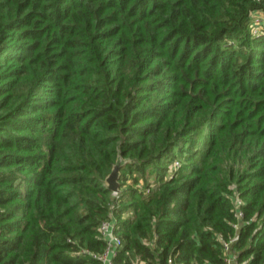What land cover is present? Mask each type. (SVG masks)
Here are the masks:
<instances>
[{
	"label": "trees",
	"instance_id": "obj_1",
	"mask_svg": "<svg viewBox=\"0 0 264 264\" xmlns=\"http://www.w3.org/2000/svg\"><path fill=\"white\" fill-rule=\"evenodd\" d=\"M257 11L264 0H0V264H102L110 218L114 264H225L231 239L238 264H264Z\"/></svg>",
	"mask_w": 264,
	"mask_h": 264
},
{
	"label": "built area",
	"instance_id": "obj_2",
	"mask_svg": "<svg viewBox=\"0 0 264 264\" xmlns=\"http://www.w3.org/2000/svg\"><path fill=\"white\" fill-rule=\"evenodd\" d=\"M250 26L253 34L264 30V12H254L251 16ZM240 204L241 200L237 199L235 201L236 208L239 207ZM235 216L239 219L243 216L239 208L235 212ZM113 219L103 220L98 227L100 237L105 241L104 250L98 255L102 264H114L113 258L123 245L121 237L115 231V220ZM232 241V239L228 241L222 240L225 253V264H238L236 261V253L232 249Z\"/></svg>",
	"mask_w": 264,
	"mask_h": 264
},
{
	"label": "water",
	"instance_id": "obj_3",
	"mask_svg": "<svg viewBox=\"0 0 264 264\" xmlns=\"http://www.w3.org/2000/svg\"><path fill=\"white\" fill-rule=\"evenodd\" d=\"M124 162L125 161L119 157L116 163L113 165L111 172L105 178L106 187L114 194L119 192L120 167L122 164H124Z\"/></svg>",
	"mask_w": 264,
	"mask_h": 264
},
{
	"label": "rangeland",
	"instance_id": "obj_4",
	"mask_svg": "<svg viewBox=\"0 0 264 264\" xmlns=\"http://www.w3.org/2000/svg\"><path fill=\"white\" fill-rule=\"evenodd\" d=\"M176 162H178V164H180V162H179L178 160H174V161H172V163L170 164V168H172L173 165H176V166H177ZM119 179H120V177H119ZM150 180H152V179L150 178ZM125 182H126V183H130L131 180H130V179H127ZM129 214H130V213L128 212V213H126L125 215L128 216ZM111 219H113V218H111ZM113 220H114V219H113ZM138 264H144V263H143V262H138Z\"/></svg>",
	"mask_w": 264,
	"mask_h": 264
}]
</instances>
